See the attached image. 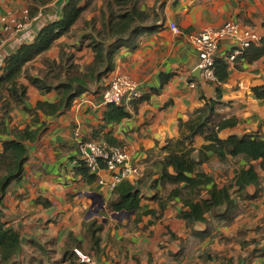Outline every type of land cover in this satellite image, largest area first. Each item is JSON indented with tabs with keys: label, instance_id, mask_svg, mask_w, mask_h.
I'll return each instance as SVG.
<instances>
[{
	"label": "crops",
	"instance_id": "crops-1",
	"mask_svg": "<svg viewBox=\"0 0 264 264\" xmlns=\"http://www.w3.org/2000/svg\"><path fill=\"white\" fill-rule=\"evenodd\" d=\"M67 1L50 0L38 5L37 14L31 15V0H0V25L4 18L26 21L23 29L4 35L0 65L22 43L33 41L46 23L59 19ZM102 2L96 3L89 18L99 13ZM145 7L152 17L157 14L154 23L160 25L158 29L142 35L135 50L121 49L116 54L115 69L92 84L71 108L57 115L40 111L39 122H33L23 107L11 112V127L46 122L40 137L27 142L24 171L9 184L4 196L6 225L21 234L14 256L18 264H91L81 261L76 249L97 264H264V172L260 160L252 161L261 175L259 186L248 185L245 197H241L236 193L235 179L249 161L231 154L223 160L215 152L201 151L206 142L201 133L185 143L195 158L207 157L200 168L219 186L234 185L232 193L238 202L231 223L211 220V234L205 237L192 233L180 215L186 207L184 200L180 196L168 199L172 186L163 187L159 180L164 157L184 148L178 139L190 132L186 122L209 99L219 100L216 111L220 118L232 122L219 131V136L236 133L264 138V97L253 90L264 85V56L253 62L244 58L229 62L224 82L207 81L194 76L199 55L191 40L205 27H217L229 19L264 34V0H146ZM173 22L180 33L171 28ZM81 40L80 29L62 35L48 51L47 59L59 61L61 49H65L74 53L75 62L84 70L94 52L82 46ZM232 51V42L222 41L216 59L227 60ZM34 64L32 73L37 75V67L45 64L41 59ZM121 71L139 81L140 96L127 107L129 116L107 123V105L99 104L100 94ZM163 76L167 77L164 82ZM20 81L27 86L30 108L38 101L55 102L60 97L57 89H39L25 75ZM9 136L0 134V152L1 140ZM81 139L105 140L129 150L140 169L136 177L126 179L141 190L138 211L126 215L110 207L116 194L108 186L110 173L106 169L93 180L76 174ZM203 194L207 195V190ZM194 227L204 230L206 223L196 222Z\"/></svg>",
	"mask_w": 264,
	"mask_h": 264
},
{
	"label": "trees",
	"instance_id": "trees-1",
	"mask_svg": "<svg viewBox=\"0 0 264 264\" xmlns=\"http://www.w3.org/2000/svg\"><path fill=\"white\" fill-rule=\"evenodd\" d=\"M49 1L31 0V15L37 14L38 5ZM98 1L68 0L59 19L46 23L33 41L22 43L0 65V134L10 135L1 140L3 148L0 152V264H18L14 256L21 243L19 230L8 227L4 220L5 193L9 184L19 179L24 171L28 158L27 142L36 141L46 126V122L42 121L38 126L28 124L24 128L11 127L9 118L12 110L17 106L27 109L33 122H39L40 111L46 115L63 113L71 108L78 97L89 91L92 84L100 82L115 69L116 54L121 49L135 50L140 45L142 35L160 26L154 23L157 14L152 17L146 9V0H103L99 13L89 18ZM74 29L82 31L81 45L94 52L93 60L84 70L75 62L74 53L65 49H61L59 61L47 59L48 51L57 44L58 39ZM263 56L264 36L259 42L246 47L236 60L244 58L247 62H253ZM36 59H41L45 67H37L38 74L33 75ZM229 65L226 59H216L218 83L228 78ZM22 75L39 89H57L59 99L55 102L38 101L35 107H28V89L20 81ZM166 78L163 76V82ZM217 90L220 91L219 85ZM253 90L257 96L264 97V85L253 87ZM219 102L215 99L207 100L206 105L196 111V116L186 122L190 132L178 139L184 148L172 150L164 157L159 179L163 187L172 186L168 199L180 196L184 200L186 207L181 209L180 215L186 220L192 233L201 237L211 234L213 219L224 224L231 223L237 213L238 202L232 193L234 185L219 186L212 175L200 168L207 157L195 158L192 155L193 149L186 147L185 143L192 141L195 134L201 133L206 140L201 151L215 152L223 160L231 154L243 156L249 161L250 165L243 168L235 179L238 187L236 193L241 197H245L244 191L248 185L259 186L261 182L260 172L252 161L260 160L259 167L264 172V138L257 134L236 133L224 138L219 136V131L232 123L220 118L216 111ZM129 115L127 106L109 104L104 112V120L107 123L118 122ZM170 167L173 171H170ZM74 168L76 174L89 180L98 177L80 157ZM203 190H207V195L203 194ZM114 193L116 196L109 204L112 209L133 212L140 209L142 195L137 183L124 180L114 189ZM163 205L162 203V207ZM196 222L206 223V228L197 230L194 227Z\"/></svg>",
	"mask_w": 264,
	"mask_h": 264
},
{
	"label": "built area",
	"instance_id": "built-area-1",
	"mask_svg": "<svg viewBox=\"0 0 264 264\" xmlns=\"http://www.w3.org/2000/svg\"><path fill=\"white\" fill-rule=\"evenodd\" d=\"M28 14V11H26ZM24 19L8 20L0 25V46L7 32H16L25 27ZM171 28L180 33L181 29L176 23L170 24ZM264 34L243 26L236 20L229 19L217 27H205L203 30L193 34L191 40L197 48L199 55L198 66L201 68L202 79L217 82L215 73V62L218 47L222 41L228 40L233 44V51L228 57L229 62H235L239 54L252 43L259 42ZM99 104L106 106L118 104L130 106L140 96V83L131 74L121 71L110 79L101 92ZM80 158L84 159L91 172L99 174L102 169L110 173L108 186L114 190L119 183L136 177L140 169L132 161L129 150L123 145H111L105 140H84L78 142ZM103 181L104 179L101 178ZM76 252L82 261L97 264L96 260L82 253Z\"/></svg>",
	"mask_w": 264,
	"mask_h": 264
},
{
	"label": "water",
	"instance_id": "water-1",
	"mask_svg": "<svg viewBox=\"0 0 264 264\" xmlns=\"http://www.w3.org/2000/svg\"><path fill=\"white\" fill-rule=\"evenodd\" d=\"M194 76L197 77L198 79H202V76H201V68L198 66V68L194 71ZM102 209H105V206H102ZM99 212V210H98ZM123 213H125L126 215H130L132 214L133 211H125V210H122Z\"/></svg>",
	"mask_w": 264,
	"mask_h": 264
}]
</instances>
